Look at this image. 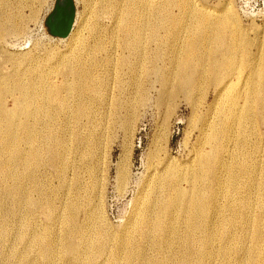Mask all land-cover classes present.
I'll use <instances>...</instances> for the list:
<instances>
[{"label": "rangeland", "instance_id": "obj_1", "mask_svg": "<svg viewBox=\"0 0 264 264\" xmlns=\"http://www.w3.org/2000/svg\"><path fill=\"white\" fill-rule=\"evenodd\" d=\"M193 1L215 10L222 16L230 0H175L171 6V13L178 19L176 24L171 23L173 26L167 30L158 31L157 35L151 36L148 49L141 50L143 52L139 55L140 59L143 56L148 61L133 65L137 67L135 73V70L131 71L129 68L131 64L124 66L119 64L123 56L128 57L129 62L135 58L123 49V36L118 29L119 21L112 12L106 14L103 9L97 7L95 14L99 17L94 13L91 15L85 0H71L70 6L66 0H0V27L10 25L6 23L4 17L12 13L17 16L15 23L22 30L18 32L19 34H8L0 40V102L2 101L8 108H13L16 103L26 106L19 119L21 118L22 122L28 121L33 129H38L36 135L46 148L45 151L50 149L41 157L36 173L40 192H33V197L41 199L45 206L52 205V211H49L51 213L45 209L33 211L31 208L30 212L29 206L23 204L21 190L18 191V195H7L8 187L27 185L26 176L19 163V154L15 149L16 146L23 147V144L17 140L11 144L7 153L4 154L0 150V264H75L77 258L81 260L80 264H85L86 261L87 264H111L113 253L117 251L119 254L118 251L124 250L123 243L135 230V225H132L131 221L136 220V205L140 198H145V194L146 197L149 195L148 192L144 194L142 190L147 186L152 173L162 168L179 174L184 173L183 175L188 177L181 176V185L187 186L195 155L199 152L197 158L199 160L206 154L203 124L215 98L213 86L209 85V81L202 87L199 84L200 86L196 87L198 90L195 89V92L188 94L179 90V77H174L185 69L184 57L179 53L189 44L186 43L188 34L180 31L187 26L189 13L182 11L181 7ZM56 6L64 9L66 14L74 13V23H78L75 27L73 24L72 30L74 28L75 33L79 32L80 37L87 42L88 49L95 45L90 35V26L98 25L97 36L103 46L102 52L97 54L98 61L103 58L110 59L97 64L95 69V74L103 77L108 84L103 90V95L93 97L90 94L88 98L80 99L72 92L64 93L68 99L64 103L67 109H61V105L53 101L32 100L29 96L31 94L24 95L17 90L18 87H12L27 86L26 83L30 84L32 75L35 76L39 72L42 74L36 76L44 77L43 85L48 83L61 87L68 67L74 68L71 63L60 62L71 56L72 49L76 47L74 38L68 37L65 40L53 38L46 26L47 20L56 16L57 12L54 9ZM230 11L236 16L231 18L228 36H233L239 28L238 32H242L246 42L264 44V0H232ZM225 15L227 16V13ZM230 16L232 17V14H229V18ZM248 51L256 52V49L246 46V51L239 53V63L242 65L248 62L246 57ZM198 54L196 52L192 57V67L195 66L194 79L202 74V69L196 63ZM32 57L33 60H30ZM144 67H150L148 77ZM160 73L168 76L166 85H163ZM67 79L74 84L75 77L69 76ZM9 89L13 90L11 94ZM142 89L144 95L138 92ZM78 104L86 107L85 115L79 124L74 116V107ZM39 106L44 108L39 109ZM193 109L198 112L195 113ZM36 118L42 122H37ZM6 125L0 113V135H5ZM244 126H247L246 122ZM19 129L21 135L18 138L24 134V130L20 127ZM261 129L264 133V127ZM58 137L67 141L65 145L68 147L59 148L55 142ZM48 138L55 140L51 141ZM90 144L95 147L92 146L90 149ZM56 147L61 150L68 148L69 155L64 164L55 163L51 151L57 150ZM256 156L259 167L264 170V142L261 148L257 149ZM8 158L9 163L6 164ZM228 158L229 156L222 158L216 165L214 163L209 165L216 173L215 176L221 180L220 184L219 181L210 185L211 175L207 180L196 184V191L205 196L204 201L212 194L209 201L213 205L208 211L210 218L214 220L213 224L219 230H222L227 217L237 214L236 200L242 198L245 201L250 197L245 179L240 180L241 185L237 186L236 191L229 192L225 188L228 180L226 175ZM224 162L227 163L226 166L222 165ZM7 171L8 175H5ZM260 178L263 179V184L259 185L251 201L256 213V224L253 226V228L256 226V231L252 241L248 239L245 241L246 253H242L243 261L246 262L255 258V254L252 258L248 256V247L251 242L258 246V238L261 236L259 226L264 223V174ZM121 179H125V182L123 180L122 183ZM92 184L96 186L92 194L95 200L93 206H97L92 217L95 220H88L85 209L80 210L76 226L81 234L87 236L92 233L94 227H98L107 238L101 240L104 250L102 254L90 253L88 259L86 256H77L71 249H66L68 243L64 235L66 229L64 218L69 214L68 206L77 204L82 189ZM30 189H34V183L30 184ZM157 191L155 190L154 194ZM14 201L18 202L17 207ZM241 227L246 228V224L238 223L234 228V235H238ZM33 233L41 236L44 234L45 238L53 242L56 240V259L46 261L43 258V244L31 241ZM261 234L264 236V229H261ZM142 240L135 239L136 243L139 242V248H142L149 258L161 255L156 248L157 237L153 240L152 247L150 243ZM73 241L76 244L78 239L75 238ZM262 246L264 248V241ZM144 250H147V253ZM132 263L138 264L139 261L135 259Z\"/></svg>", "mask_w": 264, "mask_h": 264}, {"label": "bare ground", "instance_id": "obj_2", "mask_svg": "<svg viewBox=\"0 0 264 264\" xmlns=\"http://www.w3.org/2000/svg\"><path fill=\"white\" fill-rule=\"evenodd\" d=\"M86 1L91 15L92 13L95 14L97 7L103 9L106 14L112 12L113 16L116 15L119 21L118 29L123 36V49L135 58L129 62L128 57L123 56L119 64L121 66L131 64L132 66L129 65V68L131 71L135 70V73L137 67L133 65L148 61L143 56L141 61L139 55L148 49L151 36L153 34L157 35L158 31L167 30L173 26L171 23L176 24V20H178L171 13V6L175 0ZM231 1H228L229 3L226 4L223 10L224 15L222 16L215 10L200 6L197 2L194 3V1L188 2L185 6L181 7L182 11L189 13L187 26L183 30H180L188 34L189 38L186 40V43L188 42L189 44L186 45V49H183L179 53V55L181 54L184 57L185 62V69L179 75L174 76L179 77V90L181 89L180 91L192 94L199 84L202 87L204 83L207 82L208 84L209 81V85L213 86L215 93L214 101L210 105L206 113L207 115L205 114L207 118L204 119L205 122L203 124V135L205 136V144L207 146L206 154L205 157H200L199 160H197L199 152L195 155L192 163L191 177L189 176L190 178L187 180V186L185 187L181 185V176H187L183 175L184 173L172 172L167 168H162L160 171L155 170L152 173L147 186H144L142 190L144 194L148 192L149 195L146 197L145 194V198H140L136 205V220L131 221V224L135 225V230L123 243L124 250L118 251L119 254H117V251L113 253L111 264H133L132 262L135 259L139 261L138 264H264V248L262 246L264 236L261 234V229H264V223L259 226L261 236L258 238V246L254 242H251L248 247V256L252 258L255 254V258L246 262L243 261L242 256V253H246L245 241L247 239L252 241L256 231V226L253 228L256 224V213L251 205L253 194L259 189V185L263 184V179L260 176L264 174V170L258 165L256 152L264 142V133L261 129L264 127V44L246 42L242 37V32H238L240 31L239 28H237V32L233 36H228L227 31L231 18L236 16L230 11ZM225 13H227V16ZM229 14H232V17L230 16L229 18ZM97 16L99 17V15ZM16 17L12 13L5 15L6 23L10 25L0 27V40L4 39L8 34H19L18 32L22 31L20 26L15 23ZM77 23H74V27ZM90 27V35L94 39L95 45L89 49L87 48V42L80 37L79 32L75 33L74 28L71 30L70 36L68 35L69 38H74L73 41L76 42V47L72 49L71 56L68 59L61 60L60 62L64 64L71 63L74 68L68 67V73L65 75L61 87L57 84L48 85L47 83L43 85L42 81L44 77L36 76L37 74H42V72L35 74V76L33 74L32 79L29 80L30 84L26 83L28 84L27 86L22 88L20 86L12 87H18L17 90L24 95L31 94L29 96L32 100L56 102L61 105V109H67L64 103L68 99L64 93L69 94L72 92V94H77L80 99H86L90 94L93 97H101L104 88L108 84L103 77L95 74V69L97 68V64L110 61V59L103 58L98 61L97 54H100L103 48L102 41L97 36L99 31L98 25L94 24ZM78 39L80 40L77 42ZM246 46L255 48L256 52L248 51L246 53L248 62L242 65V63H239V53L245 52ZM141 50L143 51L141 52ZM196 52L199 53L196 57V63L202 69V74L200 77L194 79L193 70L195 66L194 68L192 67V57L195 56ZM23 58L25 57L23 56ZM29 59L33 60V57ZM144 69L148 77L150 67H144ZM69 76L75 77L74 84L67 79ZM160 77L163 85H166L168 76L160 73ZM9 90L11 94L13 90ZM202 90L204 91L203 88ZM138 92L144 95V89ZM195 101L194 104L196 106V102L198 103V101ZM25 108L26 106L19 105L18 103L13 108H8L2 101L0 102V113L7 124L5 135H0V150L5 154L10 150L12 143L17 140L21 141L23 147L16 146L15 149L18 151L19 163L23 168L27 183L25 186L8 187L6 192L7 195H18V191L21 190L20 195L23 196V204L29 206V209L31 208L33 211L45 209L48 210V213H51L49 212L51 204L45 206L46 204L41 199L33 197V192H40L36 173L39 169L41 157L45 152L50 151V149L45 151L46 148L36 135L39 132L38 129H33L28 121L22 122L21 118L19 119L23 114L22 110ZM38 108L42 109L44 106H39ZM69 108L68 110H70ZM84 108L86 107L82 104L74 107V116H76L78 124L81 123V119L85 115ZM196 111L194 110L195 113L198 112ZM37 119V122H42V120ZM245 122L247 126H244ZM43 125H45V122ZM18 126L24 130V134L20 138L18 137L21 135V131ZM48 140L53 141L55 138H48ZM55 142H57L59 148L67 146L65 145L67 141L61 140L59 137ZM93 144L92 146H94ZM92 146L90 149H92ZM67 147L64 150L57 147V150L52 149L51 153L56 161L55 163L64 164L68 159ZM82 152L85 153L84 150ZM80 156L82 155L80 154ZM227 156H229L226 167L228 180L226 181L225 188L229 192L236 191L237 186L241 185L240 180L245 179L247 180L246 187L250 197L245 201L242 198L236 200V203H238L237 214L227 217L222 230H219L213 224L214 220L210 218L208 211L209 207L213 205L209 201L212 194L207 201H204L205 196L196 191V184L199 181L207 180L209 175L212 178L210 185L219 181L220 184L221 180L218 176H215L216 173L209 165L213 163L216 165L222 158ZM9 159H7L6 164L9 163ZM227 163L224 162L222 165ZM5 175H8V171L5 172ZM76 177L78 176H74V178ZM77 179H75L76 182ZM125 179H121L122 183L125 182ZM78 182L80 181L78 180ZM31 183H34L33 190L30 189ZM95 189L96 186L93 184L82 189V193L78 196V203L68 206L69 214L64 218V226H66L64 235L68 243L66 249H71V252L77 256L88 257L90 253L102 254V251H104L101 240L107 237L102 234V229L94 227L91 231L92 233H89L90 235L87 236L81 234L82 232L76 226V218L80 210L85 209L88 220L91 221L93 219L94 209L97 207L93 206L95 200L92 194H94ZM155 190L158 191L154 194ZM210 192H212V188H210ZM96 193L97 191L95 195ZM14 202L15 207H17L18 202ZM215 211L219 212L218 210ZM238 223L246 224V228L241 227L238 235H234V228ZM33 234L31 241L33 242L34 240L35 243L43 244V258L46 261L56 259V240L54 244L53 241L45 238L44 234L43 236ZM104 234L107 235L106 232ZM156 237L158 238L156 248L161 255H158L156 258H149L141 250L142 248H139V242L136 243L135 239H143L142 241H147L152 247V242ZM75 238L78 239L76 244L73 241ZM144 251L147 253V250ZM79 260L77 258L75 264H80ZM87 263L86 261L85 264Z\"/></svg>", "mask_w": 264, "mask_h": 264}, {"label": "water", "instance_id": "obj_3", "mask_svg": "<svg viewBox=\"0 0 264 264\" xmlns=\"http://www.w3.org/2000/svg\"><path fill=\"white\" fill-rule=\"evenodd\" d=\"M68 5H72L71 0H66ZM57 12L54 18H49L46 22V26L49 29V35L57 39H65L70 34L74 24V13L66 14L64 9L56 6Z\"/></svg>", "mask_w": 264, "mask_h": 264}]
</instances>
